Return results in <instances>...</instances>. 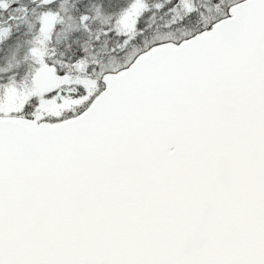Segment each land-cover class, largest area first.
<instances>
[{"label":"snow or ice","instance_id":"snow-or-ice-1","mask_svg":"<svg viewBox=\"0 0 264 264\" xmlns=\"http://www.w3.org/2000/svg\"><path fill=\"white\" fill-rule=\"evenodd\" d=\"M0 264H264V0H0Z\"/></svg>","mask_w":264,"mask_h":264}]
</instances>
